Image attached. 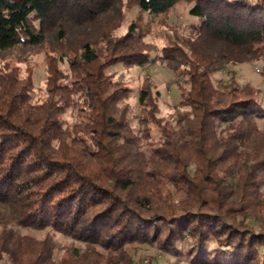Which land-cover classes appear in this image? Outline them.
<instances>
[{"label": "trees", "instance_id": "obj_1", "mask_svg": "<svg viewBox=\"0 0 264 264\" xmlns=\"http://www.w3.org/2000/svg\"><path fill=\"white\" fill-rule=\"evenodd\" d=\"M123 1L0 0V59L22 47L46 60L36 101L29 72L0 66V264H133L128 245L179 254L178 243L187 264H264V129L255 123L264 108L251 84L212 80L226 64L264 63V0H125L155 16L191 5L190 33L160 49L140 18L115 34ZM152 53L188 85L173 124L159 116L149 74L133 114L130 88L106 73L145 66ZM14 225L84 248L55 258L49 238Z\"/></svg>", "mask_w": 264, "mask_h": 264}, {"label": "rangeland", "instance_id": "obj_2", "mask_svg": "<svg viewBox=\"0 0 264 264\" xmlns=\"http://www.w3.org/2000/svg\"><path fill=\"white\" fill-rule=\"evenodd\" d=\"M123 3L125 4L126 1L124 0ZM123 3L122 6L118 7L122 18L119 26L115 30V34H123L130 22L140 18L147 27L146 40L156 45L158 49L162 47L168 36L179 38L188 35L190 33L191 24L195 22L194 19H196L188 15V9L191 5L185 2H178L165 15L160 16L140 11L135 6L123 5ZM157 54L158 53H152L151 59L154 60V56ZM4 57L6 58L0 59V66L8 64L18 67L20 77H25L28 72L32 75L34 85L32 100L36 101L39 96L42 95L44 89L46 78L45 52L40 48L23 49L22 47H18ZM60 67L66 70L65 62H62ZM106 73H112L115 79L121 80L125 86L130 88L131 92L125 99V102L129 105L133 114L139 113L137 90L140 86L142 77L149 74L151 82L155 85V88L160 94L158 101L159 116L164 117L173 124L175 119L174 111L177 110L180 94L183 89L188 86L182 78H177L171 70L165 69L158 60H154L142 67L126 68L120 64H116L106 68ZM212 80L217 86H223L230 81L235 82L237 85H243L245 83L251 84L258 90V100L262 108H264V63H262V61L226 64L212 75ZM184 110H186V108H179L180 112ZM75 114L76 112L73 109H68L64 115V119L67 123H72L76 119ZM255 123L258 128L264 129V117L256 118ZM132 125L134 131L140 134L141 127L139 124L133 122ZM151 127L153 128L151 137L153 140H156L158 138V133L154 129V126ZM261 189H264V184H261ZM0 220L2 221L3 218H0ZM249 223L257 229L259 218L256 215H250ZM13 227H16L18 232L22 235H28L36 239L49 238L54 243L55 258L65 255L68 248H84L82 242L55 232L50 228L34 229L15 225ZM177 245L179 254L161 252L153 245L144 244L128 245L125 247V250L130 254L133 264H143L145 258L151 260L153 264H187L188 257L185 253L186 249L181 246L180 243ZM210 246H212L211 242L207 244V247Z\"/></svg>", "mask_w": 264, "mask_h": 264}]
</instances>
